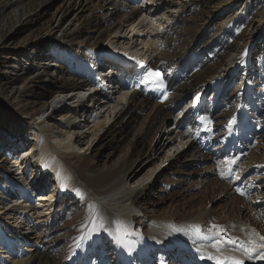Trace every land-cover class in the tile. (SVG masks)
Segmentation results:
<instances>
[{
  "label": "bare ground",
  "instance_id": "bare-ground-1",
  "mask_svg": "<svg viewBox=\"0 0 264 264\" xmlns=\"http://www.w3.org/2000/svg\"><path fill=\"white\" fill-rule=\"evenodd\" d=\"M24 1L18 0L19 6L12 9L11 16H14L16 23L20 22L18 15H23L26 6ZM136 1L60 0L59 6L47 21L46 35L60 33L58 38L53 39L56 45L71 42L74 51H95L96 57L90 59L88 64L94 68V78L103 85L97 92L87 96L88 90L97 83L71 74L57 62L51 63L49 60L46 63L44 53L41 55L44 58L38 64L39 70L35 73L37 77L28 83L34 89H17L16 94L13 92L15 107L9 109V104L0 103V109L11 112L13 118L23 124L25 133L30 131L29 141L13 139L0 124V132L3 133H0V137H5V142H0L5 146L14 145L12 150L17 146L15 142L20 147L19 151L11 153L13 161L10 165L5 164L6 171L2 164L3 174L0 175V178L8 177L3 185L0 183V264H86L85 258L90 254L100 256L102 262L111 258L115 264H128L133 254H136L140 259L148 261L147 264H161L159 258H163L164 253L174 262L183 261L181 264H218V261L224 264L233 256L242 258L244 264H264V260L248 259L244 255L245 247L254 246L258 252L259 245L264 244L260 239L264 237L263 162L251 167L247 162L240 165L238 177L241 176V183H244L241 188L244 199L239 198L235 203L234 198L229 203L227 214L205 208L193 213L184 211L183 202L178 206V200L173 198L171 203L175 207L170 205L163 213L154 211L149 215L150 224L143 236L136 226L140 221L135 222L141 213V198L153 189L157 178L164 171L177 172L172 167L181 163L180 158H188L189 162H193L197 155L208 157L204 152L210 150L197 141L202 133L208 132L202 126L211 120H215L216 124L222 123L223 113L216 111L220 105L217 103L223 99L227 101L224 110L230 109L228 104L231 95L225 92L227 78L235 72L240 62L246 63L247 50L231 52L228 48L220 54L213 53L217 62L225 65L220 74L216 71V74H205L207 70L199 69L196 74H205L202 75L201 85L182 81V75H178L175 81L170 80V88L176 99L169 103L161 98L153 105L144 121L134 129L132 138L112 163L98 162L100 157L110 160L115 150L109 144V149L104 153L106 145H100L101 140L108 135L117 141L124 138L140 119L139 115L148 104L149 95H153L154 82L141 83L145 76L141 72L154 70L156 60H173L169 57L172 41L170 30L177 21L175 12L180 11L178 8L185 0ZM248 1L245 0V3ZM163 3L166 5L164 9L161 8ZM47 10V5H43L42 11ZM261 29H264V24ZM223 32L220 31L200 44L188 65L180 69V73L189 74L192 69L199 68L198 61L212 45L209 44L210 40L218 41ZM33 38L35 36L29 39ZM36 44L40 46V42ZM111 48H119L121 52L135 49L140 65L145 57L148 62L138 73L126 70L122 78L117 80L111 76L105 82L107 85H104V75L108 73H103L105 71L98 66L101 62L96 63V60H107ZM12 69L20 74L24 72L20 59L12 64ZM55 85L60 89L57 97L49 98V103L44 104L42 100L54 90ZM209 94L214 99L208 106H188L194 98H205ZM184 98H190L189 104H183L176 112ZM23 100L28 103L22 105ZM187 106L188 109L180 116V112ZM233 106L238 107L237 100ZM190 108L192 110L187 112ZM79 111L84 118L89 119H81ZM171 117L174 122L179 119L175 127L174 123L167 124ZM215 130L219 131V127L216 126ZM215 130L207 133H212L205 139L208 146H216L218 140L215 139ZM235 138L238 142L235 134L230 143L227 142L232 150ZM83 146L86 150L82 149ZM199 147L200 150L197 149ZM179 149L183 151L175 156ZM171 151H174L173 159L169 153ZM190 165L185 166L187 174L193 172L194 167ZM15 170L19 171V175L23 173V183L30 190L40 182V189L35 188L29 202H23L16 195L21 184L16 183V177L10 176ZM244 178L247 180L243 182ZM53 180L58 183L57 187L53 186ZM44 184H47V188H42ZM215 186L221 187L218 203L232 195L223 182ZM55 192L60 193V197L54 203L52 194ZM70 195L78 199L76 206L70 205L73 207L72 218L79 217L77 212L81 208L80 213H85L82 232L89 234L90 240L98 241L97 248L88 250L85 256L82 249L76 253H71L69 248L62 253L58 251L61 238L57 234L60 230L53 220L59 201L65 198L68 200ZM155 204L150 200L151 206ZM232 204L238 206L233 210ZM24 212L30 214L23 216ZM106 235L111 240V246H114V251L108 254H105L104 245H99L100 238ZM217 242L219 248L213 247ZM252 255L255 257L256 252ZM209 256H215L216 259H209Z\"/></svg>",
  "mask_w": 264,
  "mask_h": 264
},
{
  "label": "rangeland",
  "instance_id": "rangeland-1",
  "mask_svg": "<svg viewBox=\"0 0 264 264\" xmlns=\"http://www.w3.org/2000/svg\"><path fill=\"white\" fill-rule=\"evenodd\" d=\"M142 1L144 0H137L136 2ZM59 3L60 0H25L23 4L26 6L23 15L22 13L18 15L20 22L16 23L11 13L12 9L19 6L20 3L18 0L16 2L15 0H0V103L4 102L7 105L9 104V109L13 106L15 107V102L12 100L13 92L15 93L17 89L21 91H24L26 88V90L29 88L34 89L29 87L30 85L28 83L30 80H34L37 77L35 73L39 70L38 64H40V61L44 58L42 57L44 53L46 54L45 58H47L46 63L49 60H51V63L57 62V64L65 67L66 71L71 74L92 80L89 77L90 66L88 67L89 64L87 65V63L90 59L96 57L95 51H74V44L71 42H61L59 45H56L53 39L60 36L58 32L46 35L47 31L45 27L47 21L51 13L59 6ZM43 5H47V12L42 11ZM129 5L131 4L129 3ZM165 7L166 5L164 3L161 4V8L164 9ZM178 9L180 11L175 12L177 13V21L170 30L172 33V41L169 57L173 60L168 61L164 58L159 59V61L156 60V67L153 71H159L161 80L154 82L153 95H149L148 104L139 115L140 119L128 130L126 136L121 139L122 141H117L115 138H111L110 135L101 140L102 143L100 145H106L104 147V153L109 149V144L111 146L113 145L115 150L110 160L100 157L98 159L99 163H112L121 149L128 143V140L132 138L134 129L144 121V118L153 109V105L159 102L161 98H165L169 103H172L174 99H176L174 91L170 88V84L172 81L176 80L178 75H182L181 78L187 77L184 79L182 78V81L187 80L188 83H197V86L201 85L202 75L208 73L214 74L215 71L220 74L223 70L225 63L224 65L218 63L213 55H216V53L220 54L224 49L228 48H230L228 50L231 52L238 50L242 51L243 49L247 50L248 62L246 61V63H249V66L244 68L243 65L246 66V63L240 62L234 70L235 72L227 78L225 92L231 95V99L229 100L231 104H228L230 109L224 110L225 106H227V101L222 99L221 101L219 100L220 102L218 101L217 105L219 103L220 105H218L216 110L217 112L223 113L220 121L222 123L216 124L217 122L215 120H211L204 125L208 130H215L216 126L219 127V131L215 130L217 133L215 139L218 140L215 144L216 146H208L205 142L206 137H210L212 133H202L197 140L200 145H206L208 151L210 150L208 153L204 152L208 157L201 158L197 155L193 162H189L188 158H180L181 163L173 165L172 167L173 171L177 170V172L169 173L164 171L162 175L157 178L153 189H150L148 193L146 192L141 198V213L135 220V222L140 221V223H136V226L139 227L141 236L147 232V227L150 224L148 220L150 218L149 215H152L154 211L163 213L167 211L170 205H174L175 207V204L171 203L173 198L178 200L176 201L178 202V206L183 202L184 211L193 213L195 210L205 208V210L209 209L215 213L226 212L227 214V211L230 210L229 203L234 198L235 203L239 198L244 199V195H241V193L237 191V189L241 190L244 186V183H241L242 177H238L240 165L248 163L249 167H251L254 164L259 165L262 162L264 163V29H261L262 24H264V0H249L247 3H245V0H185ZM223 30V36L216 41L217 43L214 39L210 40L209 44H212L209 47L210 49L207 50L203 58L198 61L200 67L192 69L189 74H181L180 69L188 65L198 46L206 42L211 36H216ZM34 36L35 38L29 39ZM36 42H40V46H38V44L34 45ZM18 59H20L22 68L24 69L22 74L12 69V64ZM199 69L207 71L205 74H196L199 72ZM146 72L145 70L141 72V74L145 75ZM71 88L72 87H68V89ZM242 89L244 91H242ZM59 90V86L55 85L54 90L42 100L43 103L47 104L49 103V98L57 97ZM189 99L190 98H184V100L179 103L180 105H178L176 112L184 103V106L188 105ZM213 99L212 97V101ZM236 100L237 108L233 106L236 104ZM25 103L27 104L28 101L23 100L22 105H25ZM208 103H212L210 98L205 101V104ZM191 110L190 108L187 112ZM242 110L246 112V115ZM79 112L81 115V111ZM176 112L174 113L176 114ZM10 113L9 111L7 113L6 110L0 109V124H2L6 130V133L10 134L13 139L17 138L18 140L25 139L29 141L30 131L25 133V129L22 126L23 124L15 120L12 113ZM237 114L238 120L235 123V116ZM193 115L194 114H192V117ZM80 117L86 121L89 119L87 117L84 118L82 115ZM83 120L82 124L84 122ZM178 120L179 119L174 122L173 117H171L167 124L170 125L174 123L173 127H175ZM227 124L231 126L236 124V126L229 131ZM182 127L185 126L183 125ZM0 133H2V131ZM229 133L232 136L235 134L238 138V142L236 138L234 140L233 150L231 149L232 146H228L227 144V142H229L228 140L231 139ZM0 140L4 141L5 137L1 135ZM80 142L84 143L82 140ZM0 143H2L0 144V175H2V164L5 167L7 160L12 161L13 159L11 154L13 151L11 148L14 145L5 146L3 142ZM15 145H17L15 151H19L20 147H18V142H15ZM200 147L197 149L200 150ZM82 149L86 150L84 146ZM180 151L183 150H177L174 155L176 156ZM173 152L174 151L170 152L172 156L171 159L175 157L173 156ZM239 155H241V159L238 157L240 161L238 162L237 160V162L232 165V171L228 172L225 162ZM11 163H9V165ZM189 165L194 167V173L190 172L187 174L186 170H184L185 166ZM4 171H6V167ZM12 175L13 174L10 176ZM16 175H13L12 178L20 176ZM245 179L246 178H244L243 182ZM221 182L228 187L233 198L230 196L223 202L218 203L217 200L221 197V194H219L221 187H216L215 184L219 185ZM251 199L254 200V198ZM150 200H153L157 204L151 206ZM77 201L78 199L71 195L68 200L66 198L64 200L61 199L57 207V213L55 212L56 217L53 221L60 230L57 234L60 235L61 238L58 251L62 253L66 251V248H69L71 253H76L78 252L77 250L82 249L85 256L88 250L97 248L98 241L95 239L90 240L89 234L82 232L85 213H80L81 208L78 209L79 211L77 210L79 214V217H77L78 219L76 217L72 218L73 207H70V205L76 206ZM232 205L233 210L238 206V204ZM99 245H104L103 248L106 249L105 254H108L109 251H114V246H111V240L107 235L100 238ZM105 256L108 257L109 255ZM132 258L133 260L131 262L134 261L135 264L148 263V261L140 259L136 254H133ZM85 261L86 264H115L111 258L106 262H102L100 256L98 257L92 254L86 256ZM159 261L161 264H181L183 262H174V260L169 258V256L167 257L165 253L163 258H159ZM155 262H157V260H155Z\"/></svg>",
  "mask_w": 264,
  "mask_h": 264
},
{
  "label": "snow or ice",
  "instance_id": "snow-or-ice-1",
  "mask_svg": "<svg viewBox=\"0 0 264 264\" xmlns=\"http://www.w3.org/2000/svg\"><path fill=\"white\" fill-rule=\"evenodd\" d=\"M161 80V74L159 71H153L152 69H148L144 78L140 81L141 83H148L149 81H159ZM238 160L237 158L230 159L226 161L227 165V171L231 172L232 171V165H234ZM223 175V173H222ZM241 193V195H244V192L241 191L240 189H237ZM262 241H264V237L260 238ZM251 244H255V242H251ZM213 247L219 248V242L217 244H214ZM260 251L257 252V248L254 246H248L244 248V255L248 259H259V260H264V244L259 245ZM256 252V256L253 257L252 253ZM209 259H216L215 256H209ZM218 264H220V261H218ZM224 264H244V260L242 258H236L235 256L228 258Z\"/></svg>",
  "mask_w": 264,
  "mask_h": 264
}]
</instances>
